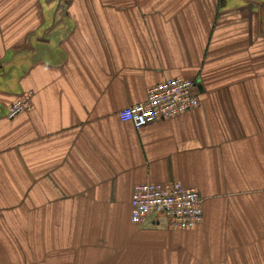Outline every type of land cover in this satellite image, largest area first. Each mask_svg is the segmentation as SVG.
I'll list each match as a JSON object with an SVG mask.
<instances>
[{"label": "crops", "instance_id": "0c3cea01", "mask_svg": "<svg viewBox=\"0 0 264 264\" xmlns=\"http://www.w3.org/2000/svg\"><path fill=\"white\" fill-rule=\"evenodd\" d=\"M176 78L197 109L120 119ZM173 182L204 222L134 224ZM0 264H264V0H0Z\"/></svg>", "mask_w": 264, "mask_h": 264}, {"label": "built area", "instance_id": "2783aa9c", "mask_svg": "<svg viewBox=\"0 0 264 264\" xmlns=\"http://www.w3.org/2000/svg\"><path fill=\"white\" fill-rule=\"evenodd\" d=\"M197 84L183 78L167 80L151 88L145 102L121 111L120 119L141 129L193 111L200 105L193 93ZM29 106V99H19L9 107L8 117L16 118ZM204 210L205 200L196 188L181 182L145 183L135 188L131 219L136 225H144L153 215L166 217L171 229L189 230L204 222Z\"/></svg>", "mask_w": 264, "mask_h": 264}, {"label": "rangeland", "instance_id": "374dc122", "mask_svg": "<svg viewBox=\"0 0 264 264\" xmlns=\"http://www.w3.org/2000/svg\"><path fill=\"white\" fill-rule=\"evenodd\" d=\"M56 3L59 2V1H55ZM21 50V49H20ZM25 51V49H23Z\"/></svg>", "mask_w": 264, "mask_h": 264}]
</instances>
